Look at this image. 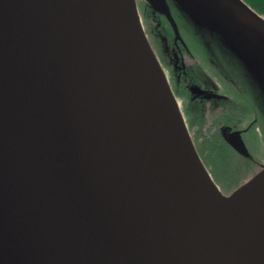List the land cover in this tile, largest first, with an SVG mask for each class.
<instances>
[{"label": "water", "instance_id": "95a60500", "mask_svg": "<svg viewBox=\"0 0 264 264\" xmlns=\"http://www.w3.org/2000/svg\"><path fill=\"white\" fill-rule=\"evenodd\" d=\"M144 1L175 42L169 3L219 33L264 101L261 15ZM263 214L264 166L225 195L199 157L136 0H0V264H262Z\"/></svg>", "mask_w": 264, "mask_h": 264}, {"label": "trees", "instance_id": "16d2710c", "mask_svg": "<svg viewBox=\"0 0 264 264\" xmlns=\"http://www.w3.org/2000/svg\"><path fill=\"white\" fill-rule=\"evenodd\" d=\"M242 1L264 17V0ZM169 5L178 26L180 21L187 23L189 26L191 25L173 4L169 3ZM139 7L142 8L143 18L148 23L146 32L148 40L157 57L161 59L165 71H168L177 98L183 103L182 109L186 124L189 129L196 127L195 132L198 142L196 150L205 166L211 168V172L214 174L212 176L218 182L222 191L230 194L237 183L236 181L247 178L249 172L252 171V166L250 154L247 152L245 154L241 153L233 147L228 140V135L240 129H246V132H250L256 126V123L250 122L244 125L243 114L238 111L237 106L233 105L222 92V94L217 92L219 86H217L218 84L214 78L215 73L210 72L212 65L205 62L204 56L205 53L208 54L207 50L220 51L218 38L214 35H219V33L212 32L210 34L203 28L191 27L193 36L202 39L201 43L205 51L200 50V54H197V56L195 54L193 57L199 60V65L187 67L178 51L180 48L182 52L190 55L189 46L187 47L185 42L183 46L179 43V48L174 44V33L169 23L162 15L148 6L145 1L142 4L140 3ZM205 42H210V47L207 48ZM190 85H205V87L212 89V94L202 98L192 96L189 91ZM213 101L217 102L216 105L220 107L221 113L213 119L214 131H211L209 136H203L205 105L213 103ZM218 178H220V181H218Z\"/></svg>", "mask_w": 264, "mask_h": 264}, {"label": "rangeland", "instance_id": "374dc122", "mask_svg": "<svg viewBox=\"0 0 264 264\" xmlns=\"http://www.w3.org/2000/svg\"><path fill=\"white\" fill-rule=\"evenodd\" d=\"M136 1L138 5L139 15L141 18V23H142L144 32L147 36L146 32H147L148 23L145 22L143 15H142L143 14L142 8L139 7V4L140 3L142 4L144 0H136ZM179 28H180L182 37L184 38L183 42H185L187 47L189 46L190 48L189 49L190 55H187L185 52H182L180 48L178 51L179 55L182 56V59L187 67L199 65V60L194 59L193 57L195 54L196 56L197 54H200L199 53L200 50L205 51L201 43L202 39H200L199 37H194L192 34L191 26H189L187 23L183 21L179 22ZM205 45L206 47H208L207 44ZM210 55L211 54L208 51V54L205 53L204 58H205V62L213 63L215 70L218 73V79L216 82L218 84L217 86H220V89L222 90L223 94L226 97H228L230 101L233 103V105L237 106V108L239 109L238 111H240L243 114L242 117H243L244 125H247L250 122L256 123V126H254V128L250 132L244 135L248 153L250 154V163L252 166V171L249 172V174L247 175V178H243V179L241 178L239 179L240 181H236L237 183L233 187L235 189L236 186L241 185L242 183L247 181L249 178H251L256 172H258L264 166V101H262V99L260 98L259 90L256 87V85L253 84L246 69L232 55H230L229 53H226L225 51H218V50H217L216 58L213 56L211 59ZM157 59L167 77L169 85L177 101L179 102L180 109L183 114V109H182L183 103L181 102L180 99L177 98L175 91L173 90L174 85L170 80L171 78L169 77V73L168 71H165L166 69L163 67L161 59L158 57ZM205 106H206L205 124L202 129V134L203 136H209L211 131L212 132L214 131V128L212 125L213 119L219 116L221 112H220V107H218L217 105H212L210 103H207ZM183 117H184V114H183ZM184 120L186 122L185 118ZM187 128L191 136V139L196 147L198 143L196 139V132H195L196 127L189 129L187 125ZM206 168L211 173V175H214L211 172V168H209V166L208 167L206 166ZM218 179L217 180L220 181V178ZM215 182L218 185V182L216 180ZM228 193L226 194L223 192V194L225 195H228Z\"/></svg>", "mask_w": 264, "mask_h": 264}, {"label": "flooded vegetation", "instance_id": "af4514ba", "mask_svg": "<svg viewBox=\"0 0 264 264\" xmlns=\"http://www.w3.org/2000/svg\"><path fill=\"white\" fill-rule=\"evenodd\" d=\"M181 44L182 46L184 45V42H183V40H182V42L181 41H177V42H175V40H174V44L175 45H177V47L179 48V45L178 44ZM208 45H211L210 43L208 44ZM209 53L211 54L210 55V57H211V59H212V57L214 56L215 58H216V55H217V52L216 51H214V50H210L209 51ZM198 87H200L201 89H203V90H205V91H207V93L206 94H204V95H193L192 93H191V95L192 96H195V97H207L208 95H211L212 93H211V88H207V87H205V85H197ZM217 92L220 94L221 92H222V90L221 91H219L218 89H217ZM223 93V92H222ZM221 93V94H222ZM210 104H212V105H216L217 104V102L216 101H213V103H210Z\"/></svg>", "mask_w": 264, "mask_h": 264}, {"label": "bare ground", "instance_id": "6f19581e", "mask_svg": "<svg viewBox=\"0 0 264 264\" xmlns=\"http://www.w3.org/2000/svg\"><path fill=\"white\" fill-rule=\"evenodd\" d=\"M238 3L239 0H236ZM138 6V5H137ZM206 11L208 12V9L206 7ZM261 61V63L264 65V57L261 55H257ZM260 251H261V257H262V264H264V214L261 220L260 224Z\"/></svg>", "mask_w": 264, "mask_h": 264}]
</instances>
